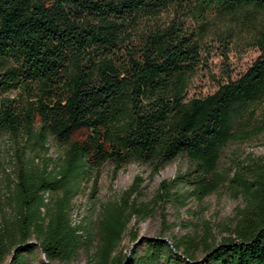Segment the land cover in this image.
Masks as SVG:
<instances>
[{"label": "trees", "instance_id": "1", "mask_svg": "<svg viewBox=\"0 0 264 264\" xmlns=\"http://www.w3.org/2000/svg\"><path fill=\"white\" fill-rule=\"evenodd\" d=\"M217 18L230 23L212 26ZM236 30L257 57L213 92L189 96L207 37L226 60ZM262 101L264 0H0V142L13 166L0 196V264H30L35 247L36 264H72L94 236L87 264H264V161L219 171L225 146L261 129ZM51 146L60 149L54 159ZM178 157L187 169L149 200L136 176L102 204L95 235L70 224L72 200L85 183L94 188L103 164L112 178L133 162L154 175ZM208 175L245 201L227 237L214 243L205 224L199 237H152L140 252L110 257L132 217L160 208L164 222V206L202 199Z\"/></svg>", "mask_w": 264, "mask_h": 264}, {"label": "rangeland", "instance_id": "2", "mask_svg": "<svg viewBox=\"0 0 264 264\" xmlns=\"http://www.w3.org/2000/svg\"><path fill=\"white\" fill-rule=\"evenodd\" d=\"M167 18V15H162L160 20ZM228 18L215 19L212 26H225L230 23ZM228 44L227 59L223 60L220 55V45L217 40L207 37L206 44L210 48V53L205 55L204 64L198 67L188 89L189 96H204L213 92L220 81L227 80V75L235 79L242 74L257 57L258 50L248 46V43L243 38L241 31L236 30V33ZM257 124H262L261 129L255 135H251L247 139L229 143L225 146L220 160L219 171L228 173L226 166L248 162V161H264V101L259 105ZM79 137V136H76ZM5 143L0 142V196L5 194L6 173L13 174V166L8 162V157L4 151ZM60 154V149L51 146L48 155L55 158ZM188 162L184 157H178L171 163L167 164L163 169L156 174L151 175L147 165L142 163H129L120 169L116 176L112 178V166L103 164L97 180L92 189L91 181L85 183L80 192L72 200L73 207L69 212L70 224L78 226L79 231L86 228L92 233L97 232L99 220L101 218L102 204L110 201H115L120 194L129 187L136 176L142 178L141 200H149L156 192L159 183L162 180L173 178L178 173H182L187 169ZM225 170V171H224ZM231 174L228 175V178ZM45 201H48L49 194H45ZM49 202V201H48ZM244 199L241 195H236L227 186L225 181H222L219 176H207L205 178L203 195L200 201L190 199L184 208L176 209L171 205L164 206L165 219L162 222V217L159 215V209L148 218L139 220L132 217L127 229L121 235L120 241L111 251L112 257L119 250L121 253L127 252L134 245L137 246L138 252L143 249V241L152 237L180 238L183 236L199 237L204 230L205 224L212 228V240L214 243L219 242L223 237H227L229 229L232 228L236 218V212L244 206ZM10 217L12 212L10 209L4 210ZM135 231L137 238L134 242L129 236L130 231ZM30 242H34L33 239ZM99 240L94 236L91 241V248L86 253L83 250L78 252L76 259L72 264H87L89 258L94 257V252L97 250ZM36 246V245H35ZM196 256H202V252L197 251ZM42 258V254L38 247H35L34 252L29 258L30 264H36L38 259ZM9 256H5V262Z\"/></svg>", "mask_w": 264, "mask_h": 264}]
</instances>
